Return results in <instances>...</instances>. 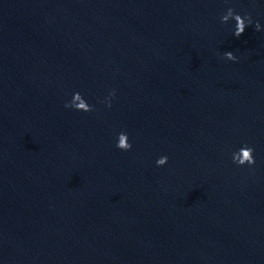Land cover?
Returning a JSON list of instances; mask_svg holds the SVG:
<instances>
[{
    "label": "water",
    "instance_id": "water-1",
    "mask_svg": "<svg viewBox=\"0 0 264 264\" xmlns=\"http://www.w3.org/2000/svg\"><path fill=\"white\" fill-rule=\"evenodd\" d=\"M0 264H264V0H0Z\"/></svg>",
    "mask_w": 264,
    "mask_h": 264
},
{
    "label": "clouds",
    "instance_id": "clouds-1",
    "mask_svg": "<svg viewBox=\"0 0 264 264\" xmlns=\"http://www.w3.org/2000/svg\"><path fill=\"white\" fill-rule=\"evenodd\" d=\"M227 2V0H226ZM230 19H234L236 21V25H235V29H234V35L236 37L241 36L246 27L251 25L253 23L251 14H245L242 15L238 12H236L234 7H229L227 9L226 14L222 15L221 17V21L223 23H227ZM262 28V25L259 23V21H257L255 23V29L257 31H260ZM224 58L231 60V61H236L238 60V57L236 56V54L233 51H226L223 54ZM116 95L115 90L113 89L110 92V95L108 97H106L103 101L104 103H107L108 107H111V100L112 98ZM65 107L67 108H74L78 111H84V112H91L94 110V106L91 105L87 99L84 97V95L79 92L76 91L73 94V97L70 101L65 103ZM119 149L124 150V151H128L131 150L133 145L130 142L129 139V135L126 131H120L118 133V139H117V145H116ZM254 147L249 146L247 143H245L242 147L239 148V150L234 151L232 153V160L233 163L237 164L238 166H243V165H255L256 164V159L254 156ZM169 157L167 155L161 156L158 158L157 160V165L158 166H163L168 162Z\"/></svg>",
    "mask_w": 264,
    "mask_h": 264
}]
</instances>
